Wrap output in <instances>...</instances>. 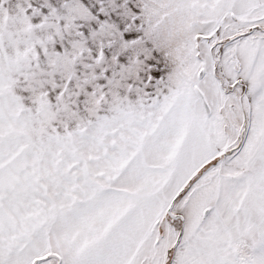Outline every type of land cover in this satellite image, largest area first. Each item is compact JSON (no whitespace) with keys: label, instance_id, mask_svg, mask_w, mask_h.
I'll list each match as a JSON object with an SVG mask.
<instances>
[{"label":"snow or ice","instance_id":"1","mask_svg":"<svg viewBox=\"0 0 264 264\" xmlns=\"http://www.w3.org/2000/svg\"><path fill=\"white\" fill-rule=\"evenodd\" d=\"M0 264H264V0H0Z\"/></svg>","mask_w":264,"mask_h":264}]
</instances>
